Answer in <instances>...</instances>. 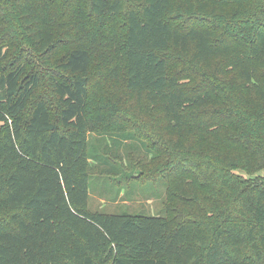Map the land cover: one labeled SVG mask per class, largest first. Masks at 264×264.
I'll return each instance as SVG.
<instances>
[{
  "label": "trees",
  "instance_id": "16d2710c",
  "mask_svg": "<svg viewBox=\"0 0 264 264\" xmlns=\"http://www.w3.org/2000/svg\"><path fill=\"white\" fill-rule=\"evenodd\" d=\"M3 25L0 264H264V0H0ZM110 139L168 215L89 209Z\"/></svg>",
  "mask_w": 264,
  "mask_h": 264
},
{
  "label": "rangeland",
  "instance_id": "374dc122",
  "mask_svg": "<svg viewBox=\"0 0 264 264\" xmlns=\"http://www.w3.org/2000/svg\"><path fill=\"white\" fill-rule=\"evenodd\" d=\"M112 29L116 32V38L121 40L124 30L120 18L115 20ZM6 30H10V28H6L4 25L0 26V39L4 38L1 34ZM12 39H14L17 49H13L10 54L14 55L20 50L24 52V55L34 60V55L28 49L27 43L19 41L13 36ZM66 47L68 48V46ZM66 50H60L54 58L49 60L52 67L48 65L42 67L45 77L48 78L52 72L59 76V71L56 69L55 64L66 53ZM53 66L54 69H51ZM41 89L43 98L48 102L53 117H55L58 104L47 92L45 83H43ZM94 104L96 105V103ZM94 137V135H91V142H93ZM109 141L112 142L108 144L109 146L107 145L103 148L104 151L102 153H99V144L94 143L95 147H92L91 142L89 144V155L98 159V162L92 160L90 167L89 209L92 212L114 215L130 214L143 217H164L168 215L167 211L169 209L166 204L168 184L165 178H160L155 183H141L130 179L133 175H138L141 162L149 161V156L142 149L143 147L134 144L133 149H131L128 144H119L122 142L116 141V139H110ZM120 145L124 146L121 147ZM106 159L108 161H105ZM132 167H136L138 171ZM259 175L264 176V171Z\"/></svg>",
  "mask_w": 264,
  "mask_h": 264
},
{
  "label": "crops",
  "instance_id": "0c3cea01",
  "mask_svg": "<svg viewBox=\"0 0 264 264\" xmlns=\"http://www.w3.org/2000/svg\"><path fill=\"white\" fill-rule=\"evenodd\" d=\"M89 198H90V196H89Z\"/></svg>",
  "mask_w": 264,
  "mask_h": 264
}]
</instances>
